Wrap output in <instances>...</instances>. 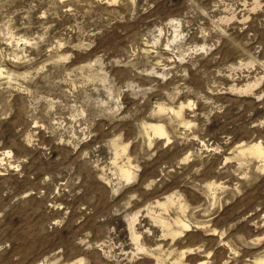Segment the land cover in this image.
<instances>
[{
	"label": "rangeland",
	"instance_id": "rangeland-1",
	"mask_svg": "<svg viewBox=\"0 0 264 264\" xmlns=\"http://www.w3.org/2000/svg\"><path fill=\"white\" fill-rule=\"evenodd\" d=\"M0 72V264H264V0H0Z\"/></svg>",
	"mask_w": 264,
	"mask_h": 264
},
{
	"label": "bare ground",
	"instance_id": "bare-ground-1",
	"mask_svg": "<svg viewBox=\"0 0 264 264\" xmlns=\"http://www.w3.org/2000/svg\"><path fill=\"white\" fill-rule=\"evenodd\" d=\"M176 37V36H175ZM1 73V72H0ZM262 79V78H261ZM249 87H250V85H249ZM248 88V87H247ZM249 91V90H248ZM163 110V109H162ZM179 111V110H178ZM179 116H181L180 114H179ZM150 127L153 129V131H154V133H155V135H157V137L158 136H165V135H167V132H166V130H165V127L164 126H162V124H152V125H150ZM147 134V133H146ZM116 146V145H115ZM116 148H118V147H116ZM115 148V149H116ZM124 150H125V148H124ZM119 151V150H118ZM241 151H242V153H245L246 151H250L251 152V154H254V156L256 155V156H258V157H262L263 159H264V147L262 146V144H261V142H257V143H254V144H252V145H249V146H244V147H242V149H241ZM250 153H249V155H251ZM124 166V165H123ZM123 169V168H122ZM127 169V168H126ZM131 170V169H130ZM130 170L128 171V170H121L122 171V173H123V175L125 176V177H127L128 179L130 178V176H131V174H130ZM119 174H121V173H119ZM125 179V178H124ZM169 197V196H168ZM161 216V215H160ZM164 217V216H163ZM181 221V220H180ZM170 223V222H169ZM166 224V223H165ZM179 224V223H178ZM187 224V223H186ZM184 227L185 228H188V225H184ZM133 229V228H132ZM191 229V228H190ZM134 232H135V230H134ZM182 233V232H181ZM132 234H134V233H132ZM134 239V238H133ZM162 246V245H161ZM143 247V246H142ZM144 248V247H143ZM164 252V251H163ZM162 253V252H161ZM159 257V256H158ZM167 261V260H166ZM155 262V261H154ZM158 262V261H157ZM180 262V261H179ZM156 263V262H155ZM173 264V263H172Z\"/></svg>",
	"mask_w": 264,
	"mask_h": 264
}]
</instances>
